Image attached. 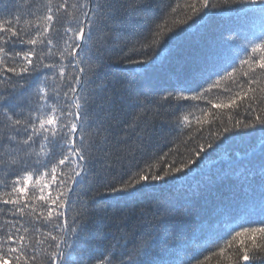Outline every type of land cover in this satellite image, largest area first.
<instances>
[{
    "label": "snow or ice",
    "instance_id": "snow-or-ice-1",
    "mask_svg": "<svg viewBox=\"0 0 264 264\" xmlns=\"http://www.w3.org/2000/svg\"><path fill=\"white\" fill-rule=\"evenodd\" d=\"M213 258L264 264V0H0V264Z\"/></svg>",
    "mask_w": 264,
    "mask_h": 264
},
{
    "label": "trees",
    "instance_id": "trees-1",
    "mask_svg": "<svg viewBox=\"0 0 264 264\" xmlns=\"http://www.w3.org/2000/svg\"><path fill=\"white\" fill-rule=\"evenodd\" d=\"M171 2V0H169ZM181 4L185 2V0H179ZM235 16L234 12H221L212 17L211 28L214 32L222 31L223 29L235 26ZM183 12L177 18H182ZM171 17H169V21H171ZM243 53H240L242 55ZM220 119L227 122V110L220 113ZM205 136L207 134L205 133ZM224 144V147L217 153H214L210 161L207 162L205 166V176L212 175L214 176L217 172L226 170L233 166L240 157L244 156L246 152L250 153L253 151V147L255 144H258L257 140L245 139V140H231V141H221ZM190 182H194V180H190ZM157 255L165 256L166 251L157 250ZM210 264H216L215 258L212 259Z\"/></svg>",
    "mask_w": 264,
    "mask_h": 264
}]
</instances>
